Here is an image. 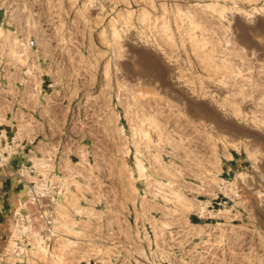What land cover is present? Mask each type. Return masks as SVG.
<instances>
[{
	"label": "rangeland",
	"instance_id": "1",
	"mask_svg": "<svg viewBox=\"0 0 264 264\" xmlns=\"http://www.w3.org/2000/svg\"><path fill=\"white\" fill-rule=\"evenodd\" d=\"M0 114V264H264V0H0Z\"/></svg>",
	"mask_w": 264,
	"mask_h": 264
},
{
	"label": "crops",
	"instance_id": "2",
	"mask_svg": "<svg viewBox=\"0 0 264 264\" xmlns=\"http://www.w3.org/2000/svg\"><path fill=\"white\" fill-rule=\"evenodd\" d=\"M40 83H41V80H40ZM39 87H42V86H39ZM37 103H40L37 107V112H39V114L45 118V116H47L48 112L52 110V108H50L46 104V102L41 103L39 100ZM7 124L8 123H5V122L0 123L1 144L5 140H8L7 130L5 126ZM13 140H15V142H17L18 140H21L20 146L22 145L27 146L26 144H24L25 140H27V142L32 141L27 137V135H24L21 139L14 138ZM34 147L38 148V144L34 145ZM20 163L22 166L17 169H15L13 165H7L6 163L4 167L2 166V164L0 165V219L4 218V216L6 215L8 211V208L12 207L13 201L16 195L15 192L17 191V188H19L20 190L21 185L23 184L18 174H19L20 169L22 167H26V165H25V162H22L21 160H20Z\"/></svg>",
	"mask_w": 264,
	"mask_h": 264
},
{
	"label": "bare ground",
	"instance_id": "3",
	"mask_svg": "<svg viewBox=\"0 0 264 264\" xmlns=\"http://www.w3.org/2000/svg\"><path fill=\"white\" fill-rule=\"evenodd\" d=\"M11 44H10V50H11V53L13 54V56L15 57V58H19L20 56H21V51H25L24 50V48H20L19 50L18 49H15V45H14V39H12V41L10 42ZM151 64V63H150ZM146 66V68L145 69H143L146 73H148V68H149V65L148 64H145ZM154 68V67H153ZM159 68H161V67H159ZM153 71V70H152ZM151 74V73H150ZM163 74H164V70L163 69H159V70H157L156 71V76L157 77H159V78H163L164 76H163ZM1 120H3L2 119V116H1V114H0V121ZM256 121V120H255ZM27 124L28 125H32V124H30V122H27ZM84 154L82 153L81 154V157L83 156ZM0 157H1V155H0ZM52 160V158H51V156L49 155V156H46V157H43V158H39V159H36V160H34V164H37L38 166H40L41 167V170H39L41 173H42V176L43 177H46V175L48 174V171H49V168L51 167V161ZM83 173V169H82V167L81 166H71V167H69V166H67V176H65V177H62V178H60V183H63L64 184V187L66 188V187H68V185H69V183H70V181L75 177V176H78V175H80V176H84L85 177V175H83L82 174ZM66 175V174H65ZM69 177V178H68ZM57 179V178H56ZM76 182V181H75ZM86 182V181H85ZM53 183H54V180L52 181V184H51V186H49L48 187V190L49 189H52V187H53ZM219 183H221V184H225V181L224 180H222V179H219ZM228 184H231V182H229ZM43 186H44V184H40V186H39V190H40V192H42V188H43ZM216 192V190H213L212 192H207V194H214ZM32 195H34V194H32ZM32 198H33V196H32ZM31 198V199H32ZM207 203H208V199H202V200H199V202H197V203H193L192 205H189V208H188V210L189 211H191V210H193V211H195L196 213H198L200 216H202V215H205V214H212V213H214V212H212V210L211 209H209V207H208V205H207ZM20 215V214H19ZM20 221H21V217L20 216H18L17 217V223H16V226L14 227V230H13V235H16V230H17V228H20L19 227V223H20ZM74 234H76V235H80L79 234V232H74ZM12 240V239H11Z\"/></svg>",
	"mask_w": 264,
	"mask_h": 264
},
{
	"label": "trees",
	"instance_id": "4",
	"mask_svg": "<svg viewBox=\"0 0 264 264\" xmlns=\"http://www.w3.org/2000/svg\"><path fill=\"white\" fill-rule=\"evenodd\" d=\"M194 221H196V219Z\"/></svg>",
	"mask_w": 264,
	"mask_h": 264
}]
</instances>
